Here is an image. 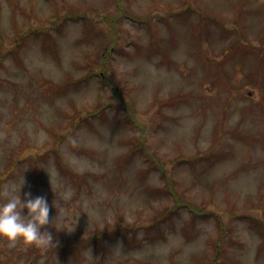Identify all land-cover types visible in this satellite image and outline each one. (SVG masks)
Wrapping results in <instances>:
<instances>
[{"label":"rangeland","instance_id":"rangeland-1","mask_svg":"<svg viewBox=\"0 0 264 264\" xmlns=\"http://www.w3.org/2000/svg\"><path fill=\"white\" fill-rule=\"evenodd\" d=\"M22 175L70 230L0 264H264V0H0Z\"/></svg>","mask_w":264,"mask_h":264},{"label":"clouds","instance_id":"clouds-1","mask_svg":"<svg viewBox=\"0 0 264 264\" xmlns=\"http://www.w3.org/2000/svg\"><path fill=\"white\" fill-rule=\"evenodd\" d=\"M25 184L24 177L18 181L0 188L3 199H0V241L8 247L22 244L25 247H36L44 253L54 249L56 242L54 235L43 226L54 224L58 229H68L64 225L54 223L59 216L60 198L53 202L58 208L55 217L50 216L53 203L46 195L33 196L31 190L21 195V188Z\"/></svg>","mask_w":264,"mask_h":264},{"label":"trees","instance_id":"trees-1","mask_svg":"<svg viewBox=\"0 0 264 264\" xmlns=\"http://www.w3.org/2000/svg\"><path fill=\"white\" fill-rule=\"evenodd\" d=\"M79 80H77V82H78ZM72 83V85H76V82H71ZM126 118H128V119H130V118H133L132 116H128L127 115V117ZM147 156H148V153H147ZM146 156V157H147ZM151 160H153V157L151 158L150 157V159H148V161H151ZM178 202V204H179V201H177ZM177 204V205H178ZM180 205H181V203H180ZM191 211L193 212V215H200V216H206V215H208V214H210V213H206V212H202L201 210H196L195 209V211H193L192 209H191ZM213 214V213H212ZM217 217V221H218V225L220 226V228L221 229H223V226H222V224H221V220H220V218L218 217V216H216Z\"/></svg>","mask_w":264,"mask_h":264}]
</instances>
